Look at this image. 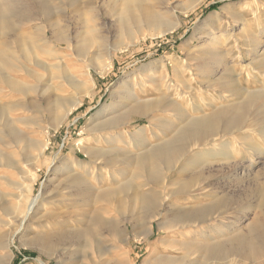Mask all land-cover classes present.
<instances>
[{
	"label": "rangeland",
	"instance_id": "374dc122",
	"mask_svg": "<svg viewBox=\"0 0 264 264\" xmlns=\"http://www.w3.org/2000/svg\"><path fill=\"white\" fill-rule=\"evenodd\" d=\"M97 1L101 9L100 4L103 0ZM165 1L170 4L173 15L161 20L165 23L178 24L169 33L160 37H151L150 34L154 33L152 27L146 29L137 24L135 28L139 27V29L131 26L123 30L111 19L100 17L95 23L101 26L100 32L103 33L105 42L84 45L72 39L77 34L79 35L77 39H84L85 36H80L81 33L86 30L85 28L94 26L89 17H76L67 5V0L63 2L41 0L44 5L50 6L52 12H56L57 8L62 10L60 16L65 21L71 41L69 46H51V54L32 52V56L27 55L28 60L25 54L24 58H26L23 59L19 50L12 49L10 62L0 66V92H2L0 98L5 96L4 72L20 82L21 88L26 85L30 89L23 94L13 92V98H7V101L14 102L15 108L8 116L1 117L2 133L21 136L18 149L14 145L3 146L2 153L4 157L8 155L6 158L10 156L9 159H12V156L21 159V167L25 171L20 170V173H16L6 167L0 168V199H3L0 201V217L9 211L8 200L16 202L15 197L19 195H29L30 198L38 194L43 197L55 195L57 204L46 205V211L53 215L59 214L63 219L60 225L75 226L72 222V214L81 213L83 210L72 208L70 201L66 200L68 198L65 184L70 179L71 173L69 174L64 167L57 172L54 170L65 163V158L88 164L84 153L75 147V143L81 138H86L87 142L84 146L96 148L93 135L89 132L96 125L102 127L106 122L107 125L112 121L116 122L115 129H103L98 134H113L114 139L110 144L99 145L103 148L100 159H109L110 155L115 153L117 158L113 156L112 158L121 161L118 166H123L122 162L126 163L130 160L132 153L136 152L134 146L137 143L134 142L130 147L124 148L117 141L118 132L126 137L130 131L145 128L142 133L151 147L174 145L171 143H174L175 133L171 132L170 127L176 122V115L172 111H167L169 108L162 106L166 105L163 103L169 102L176 92H181L174 69L168 64L161 71V75L167 78L164 85L145 82L147 76L153 75L158 78L160 67L167 63V58L173 59L179 67H182L183 78L189 80L192 88L195 89L194 94L192 93L193 101L184 95L183 99L176 102L182 113L188 114L190 119L209 116L220 109L221 106L216 100L220 97L221 84L226 81H238L249 91L256 88L264 89V74L260 76L253 70V75L260 81V86L253 80H247L245 72L246 69H254L264 62V56L258 57L256 63L250 65V59L247 57L250 46L243 38L251 33L259 37V41L264 44V28L261 29V26H264V0H205L195 10L186 14L183 7L189 0H163V4ZM0 2L2 3V0ZM27 3L33 17L40 20L19 24L22 19L21 12L15 6H10L4 17L9 23L20 26L19 33L30 34L35 24L45 25V18L41 16L42 10L35 0H29ZM149 4L152 6L155 2L150 0ZM239 5L243 6L239 7ZM254 5L259 9L257 15L253 13ZM224 6L233 8L230 13L218 16V22L215 24L204 26L209 17L220 13V9ZM45 10L46 8L43 11ZM237 18L244 19L246 25L244 33L241 31L242 23ZM161 25V30L168 28L163 23ZM137 30H140V33L136 32ZM8 34L12 33L8 31ZM212 38L216 43L208 44L209 39ZM5 39L0 40V48ZM263 49L264 46L261 51ZM213 50L217 51V54L212 55ZM33 54H37L36 56L46 65L36 66ZM106 65L107 68L101 72L100 67ZM143 67L147 68L143 69ZM202 68L209 73L205 74ZM126 90H129V93ZM128 95H136L140 103H146L147 109L158 105L154 113L157 117L156 123L163 118L166 119L167 126L149 128L143 112L128 117L127 112L136 104L128 99ZM80 97V105L62 121L64 108ZM240 101L242 102L231 99L230 102ZM193 103L200 105L201 111H195L191 105ZM209 103L212 104L211 107H208ZM259 112L258 116L261 117L262 110ZM253 130L246 126L241 132L236 133V139L230 137L224 139L223 147L230 149L234 158L231 160L232 167L238 170L246 169L248 176L242 179H234L229 173L231 166L228 168L226 161L216 163L211 159L208 160L212 164L209 161L204 167V170L211 172L199 177L202 166L192 162L193 154H191L192 156H186L187 158L185 157L175 170L162 176L155 187L149 185L140 189L143 179L131 183L142 195L154 197L156 209L161 213L159 218L150 222L152 231L150 230L148 236H144V231L136 223L138 216L143 215L144 209L138 206L134 208L129 204L131 192L122 197L124 203L121 205L113 201H99L94 204L96 215L106 230V233L92 244V248L102 255L99 260L110 258L123 264H161L162 259L168 261L167 264H264V248L245 258L232 256L223 261H210L200 258L199 253L189 246L192 243L202 244L203 238L215 237L216 233L221 235L229 233L231 229H236L235 227L245 228L255 215L260 214L259 204L261 198H264V154L261 153H264V140L258 135V129L255 128L257 132ZM38 141H44L47 149L43 158L33 166L28 151ZM250 144L256 147L253 152L248 150ZM116 145L123 149L112 152L111 149ZM182 166L186 171L180 172ZM27 170L29 175H34L33 182L28 181ZM76 171L81 173L78 169ZM103 172L106 173L107 170ZM191 176L194 180H191ZM10 183L12 186L9 185ZM109 186L110 183L105 178L103 187ZM28 189L30 192L26 193ZM45 189L46 193L43 194ZM6 193L12 194V197L6 196ZM44 200L42 199L40 203ZM174 216L190 219L189 227L192 234L189 237L181 236L178 230L171 231L160 227V224L171 220ZM53 220L54 217L51 221ZM162 227L165 225L163 224ZM118 229L124 231L118 233ZM5 230L6 227L0 225V264H71L72 261L77 264H92L83 249H80L82 247H72L68 252H63L61 244L58 243L54 244L53 253L45 254L40 252L38 246L30 243L35 233L26 230L12 237L13 233ZM38 231L40 230L35 229L36 233ZM55 238L51 237V240L55 242ZM220 239L223 241L225 238L221 235ZM99 260L94 259L95 262Z\"/></svg>",
	"mask_w": 264,
	"mask_h": 264
},
{
	"label": "bare ground",
	"instance_id": "6f19581e",
	"mask_svg": "<svg viewBox=\"0 0 264 264\" xmlns=\"http://www.w3.org/2000/svg\"><path fill=\"white\" fill-rule=\"evenodd\" d=\"M28 1L29 0H2V3L0 2V40L6 38L1 43L2 48H0V66H4L10 62V58L12 57L11 53H13L12 49L19 50L21 53L20 57L25 59L27 55L31 54L32 56V52L37 51L40 53L51 54V46H69L70 44V34H68L67 26L64 23L65 21H63V18L60 16L62 10L57 8L56 12H52L50 6L48 7L44 5L41 0L35 1L39 6V9L42 10L40 14L45 18V25L35 24L32 26V33H19L20 26H15L5 19L4 14L8 11V8L10 6H15V8L19 9L21 12L20 16L22 19L19 24H28L30 22H36L40 20L33 17V14L28 9ZM59 1L63 2L65 0ZM149 1L150 0H103L100 4V9L98 6L99 2L97 0H67V5L72 9V12L76 17L88 16L90 21L94 23V26L85 28L86 30L81 33L80 36H85L84 39H77L79 36L77 34V36H74L72 40H74L76 43L81 42L84 45L103 42V33L101 34L100 32L101 26L99 27L97 23H95L100 17L111 19L123 30H126L131 26L135 28L137 24L142 25V28L146 27V29H150L152 27L154 33L150 34L151 37L163 36L178 26L177 23H165L161 20L162 18L173 15V10L167 1H165L163 4V0H152L155 2V4L152 6L149 4ZM46 2H50V0H46ZM204 2L205 0H189L188 4L183 7V11L185 14L187 12H191ZM242 6L243 5H239V7ZM44 8H46L45 11H43ZM232 8L233 7L230 6L222 7L220 9V13L211 15L204 26L215 24L218 22V16L230 13ZM258 10L259 9L257 8V5H254L253 13L255 15H257ZM237 20L241 21V31L244 33L246 27L244 19L237 18ZM162 23L168 28L161 30L160 27L162 26ZM136 28L139 29V27ZM262 28H264V26H261V29ZM8 31H10L12 34H8ZM136 32L140 33V30H137ZM243 38L246 43H249L248 46H250V50L247 52V57L250 59V65L255 64L258 57L264 56V49L261 51L264 44L259 41V37L251 33L246 34ZM211 43H216L214 38L209 39L208 44ZM215 50L212 51V55L214 53L217 54V51L215 52ZM24 54L26 56L25 58ZM36 55L33 54L35 61L34 64L36 66L46 65V63L43 62L42 59H39ZM26 60H28V57ZM166 61L167 63L160 67V75L158 78L154 77L153 75L147 76V80L145 82L146 84L164 85L166 81L165 79L167 78L161 75V71H163V69L168 64L174 69L181 92H176V94L169 99L170 101L168 100L169 102L165 100L166 103L163 104L166 105H162L166 109H170H167V111H172L176 115V122H171L172 126L170 127L171 132L175 133L174 143H171L174 145H157L155 147H151L150 144H148V139L144 138L142 133L145 128L134 132L130 131L127 133L126 137H124L122 133L118 132L116 134L117 141L118 143L122 144L124 148H128L134 142H137L134 146L136 152H130L132 153V157H130V160L126 163L122 162L123 166L121 165V167L117 165L121 164V161L116 160L117 155L115 153H113V155L111 154V158L109 159H100L103 148H101L99 145L102 143L110 144V142L114 139V136L113 134L111 135L109 133L106 135H100L98 133L103 129H115L117 127L116 122L112 121L109 125H107L106 122L104 123V126L102 125V127L100 125H96L92 130L89 131L93 135V141L96 143L95 145H97L96 148L84 146V143L87 142L86 138H81L75 143V147L77 149L79 148L84 153L86 159L88 160V164L85 165V163L76 162L69 158H65L64 164L57 166L56 170L53 169L54 172H57L64 167L67 169L69 174L71 173L70 179L66 181L65 184V189L67 190L66 196L68 198L66 200L70 201V206L72 208L83 210L81 213L72 214L71 218H73L72 222L75 224V226L60 225L63 220L60 218V215L57 214L58 217L56 218L57 215H53L46 211V205L51 204L54 206L56 203L55 201H57V196L52 195L50 197H43L41 194H38L36 197L30 198L29 195L22 194L18 197H15L17 198L16 202L13 200H8L9 211L3 213L2 217H0V225L2 227H6L5 231H8V233L11 231L13 233L12 237L17 233L26 230H30L31 232L35 233V235L31 238L30 243L38 246L41 253H53L55 250L54 246L60 243L63 252H68V250L72 247H82L80 249H83L84 253H86V257L90 258L92 264H123L121 262L114 261L115 259L110 258H107L103 261L99 260L102 258V255L100 252L95 251V248H92V244L98 241V237L106 233L103 224L96 215V209L93 207L94 204L99 201H113L121 205L124 203L122 197L131 192L129 204L134 208H137L138 206L144 209L143 215L141 217L138 216L136 223L139 225V227H141L142 231H144V236H148L151 230L149 226L150 222L159 218L161 213L156 209L157 205H155L156 200L154 197L148 195L144 196L138 192L139 190L137 191V189L132 186L131 183L135 180L143 179L144 182L140 186V189H143L149 185L155 187L158 185L162 176L164 177L171 171L175 170L177 166H180L179 163L186 156L190 155L191 157V154H193L192 162L198 163L202 166L199 177L203 174H206L207 172H211V170H204V167H206L205 164H207V162L209 163L210 161L208 159H211L216 163H219V161H226L225 163H227V167L229 168L231 166L229 168V173L233 175L234 179H242L247 175L245 168L238 170L232 167L233 161L231 160H234V158L231 155V151H229L230 149H225L223 147L224 139L226 137L236 139V133L241 132L247 126V128H252L254 130L255 128L258 129V135H260L264 140V89L256 88L253 91H249L248 89L243 88L238 81L229 79L231 81H226L221 84L220 97L216 100L221 106L220 109H217V111L213 112L209 116L197 119L192 118V120L190 119L191 117L189 118L188 114H185L184 112L182 113L181 108L177 106L176 102L177 100L183 99L184 95L193 101L192 93L195 89L192 88L191 82H189V80H185L183 78V69L177 65L176 61L171 58H167ZM263 63L264 62L259 65L257 64L258 66L254 67V69H246L245 72L246 77L248 78L247 80H253L260 85V81L253 75V72L255 71L260 76H262L264 74ZM21 67L23 68V65ZM106 68L107 65L105 67H100V71L102 72ZM146 68L147 67H143V69ZM208 73L209 72H206L205 74ZM3 76V90H5L3 92H5V96L0 98V168L6 167L16 173H20V170L25 171V169L21 167V159H18L17 156V158L12 156V159H9L10 156L6 158L8 155L4 157L5 155L2 153L1 147L14 145L16 149H18L21 142V136L11 135L6 132L2 133L1 128L3 124L1 117L4 115L8 116L9 112L15 108L14 102L7 101V98H13V92L23 94L27 93V91L30 89L26 85L21 88V83L13 79L6 72L3 73ZM129 86L131 89L130 83ZM126 91L129 93V90ZM120 93H118V95H120ZM128 99L136 103L127 112L128 117L131 115H138L140 112H143L146 119L148 120L149 128H160L161 126H167L165 125L166 119L164 120L163 118H160L156 123L157 117L154 115V113L155 108H158V105L147 109L146 103H140V100L136 95H128ZM231 99H233V101L242 100V102H230ZM80 103L81 97L77 98L73 101V103L65 107L63 111V118L61 120L63 121L66 119L67 116L70 115L71 112L80 105ZM191 105L195 111H201L202 109L200 105H196L194 103ZM211 106L212 104L209 103L208 107ZM259 110H262L261 117L258 116L260 115ZM255 112H259V114L255 115ZM172 117H174V115ZM255 131L257 132V130ZM114 145L115 142L113 146ZM117 145L111 149L112 152H118L116 150L123 149ZM46 149L47 144L44 141H38L29 148L28 153L33 160V166L37 165L38 162L43 158ZM255 149L256 147L252 144L248 145V150L250 152H253ZM261 153L264 154L263 152ZM29 155H27V157ZM112 156L116 158H112ZM123 161H125V159ZM210 164H212L211 161ZM233 166L235 167L237 165ZM75 169L80 170L81 173L77 172ZM104 170H107V172H103ZM28 171L29 170L26 171L27 174L29 173ZM184 171H186L185 168L181 169L180 172ZM105 178L108 179L110 183L109 187H103ZM191 180H194V177L191 176ZM28 181H34L33 174H28ZM9 185L12 186L11 183ZM25 192L29 193L30 191L28 189ZM45 193L46 189L43 194ZM7 194L8 193H6V196L12 197V194ZM42 199L45 200L43 203H40ZM125 199L127 198L125 197ZM1 200L3 199H0V201ZM8 202L6 201V203ZM259 209L260 214L255 215L251 223L246 225L245 228L235 227L236 229H231L229 233L221 234L225 238L223 241L220 239V233H216L215 237L203 238L202 244L192 243L189 246L193 247V249L199 253L200 258L203 257L204 259H208L210 261H223L229 259L232 256L245 258L246 256H252L256 254L258 251L264 248V198H261L260 200ZM53 217L55 220L51 221ZM189 222L190 219L188 218L185 219L183 217L180 218V216H174V218L171 220H167L163 223L165 227H162L163 224H160V227L165 230H178L181 236L187 238L192 234V231L190 232ZM186 227L187 229L184 230ZM35 229L40 231L36 233ZM181 229L183 231L180 232ZM111 231H113V229H111ZM122 231H124V229H118L117 232L121 233ZM51 237H56V241H52ZM85 255L82 256L85 257ZM94 259H98L99 261L95 262ZM167 262L168 261L165 259H162L160 263L167 264ZM71 264H77V262L72 261Z\"/></svg>",
	"mask_w": 264,
	"mask_h": 264
}]
</instances>
